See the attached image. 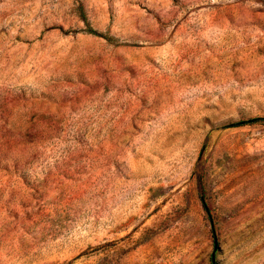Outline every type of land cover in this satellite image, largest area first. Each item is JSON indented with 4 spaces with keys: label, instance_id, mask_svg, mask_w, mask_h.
Listing matches in <instances>:
<instances>
[{
    "label": "rangeland",
    "instance_id": "1",
    "mask_svg": "<svg viewBox=\"0 0 264 264\" xmlns=\"http://www.w3.org/2000/svg\"><path fill=\"white\" fill-rule=\"evenodd\" d=\"M251 119L264 0H0V264H264Z\"/></svg>",
    "mask_w": 264,
    "mask_h": 264
},
{
    "label": "trees",
    "instance_id": "2",
    "mask_svg": "<svg viewBox=\"0 0 264 264\" xmlns=\"http://www.w3.org/2000/svg\"><path fill=\"white\" fill-rule=\"evenodd\" d=\"M80 19L86 25H89V22L87 20L85 12L83 11V8H80ZM261 122H264V119H251V120L241 121L239 123H236V124H234L232 126H229V128H232V127L233 128H240V127H244V126H252V125H256V124L261 123ZM200 199L202 201L204 209L211 216V210H210V207L207 204L206 197H205L204 193H201Z\"/></svg>",
    "mask_w": 264,
    "mask_h": 264
}]
</instances>
